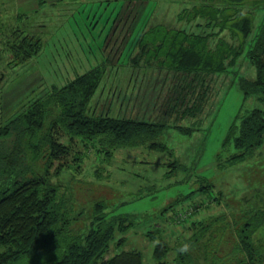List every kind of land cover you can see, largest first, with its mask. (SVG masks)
Returning a JSON list of instances; mask_svg holds the SVG:
<instances>
[{
	"label": "rangeland",
	"instance_id": "1",
	"mask_svg": "<svg viewBox=\"0 0 264 264\" xmlns=\"http://www.w3.org/2000/svg\"><path fill=\"white\" fill-rule=\"evenodd\" d=\"M32 1L30 19L23 21L16 19L15 0H0L1 126L28 111L50 91L100 66L104 67L101 84L105 87L99 90H104L98 104L100 111L112 109L110 113L115 115L119 111L124 113L128 107L127 112L138 119L166 123V118L161 116L165 112L173 117L193 100L201 106L182 122L167 121L170 126L181 122L193 131L186 136L168 126L153 139L164 143V151L150 150L148 142L134 148H116L107 159L98 141L84 149L74 139L67 154L54 160L45 158L48 140L55 137L52 121L59 112L55 103L50 104L42 129L32 139H25L27 163L33 174L47 175L46 180L57 186L58 199L65 205L72 234L87 233L94 218V206L103 202L107 219L111 214H127L123 221L133 225L125 234L116 232V240L110 243L104 260L122 252L140 251L144 264H154L151 259L154 242L145 237V232H152L149 236H164L173 245L189 237L192 230L186 228H191L193 222L203 227L226 209L239 212L235 214L239 216L264 206V146L246 161L229 166L227 157L235 150L231 144L223 143L228 130L234 124L239 125L245 111L258 107L264 111L263 103L254 96L244 98L239 89L238 77L255 76L243 53L228 54V59L234 57L236 62L223 74L199 75V81L193 83V92L184 88L182 80L186 77L165 74V67L161 68L159 77L136 76L138 71L134 70L167 66L161 55L165 48L156 43V32L151 30L160 29L164 23L166 29L183 24L188 32H209L203 26L209 22L218 30L223 19L221 10L206 6L191 8L184 1L182 4L160 3V0H133L129 4V0ZM251 8L242 11H251L257 25L262 12L255 13ZM181 11L183 19L195 16L194 20H188V24L183 23L185 20L180 22ZM117 17H121L120 22L108 38ZM231 36L230 31H225L220 37L238 45L239 40ZM218 37L212 39L209 47L216 46ZM148 39L151 43L147 44ZM30 50L35 53L26 59L24 52ZM113 89L126 100L122 109L117 98L113 100L112 96L111 102L107 101V94L116 93ZM133 95L136 103L131 98ZM48 132L54 137L50 138ZM56 133L57 141L71 145L61 129ZM79 150L81 158L75 153ZM75 155L80 162L74 160ZM179 164L187 170H179ZM207 186L212 191L206 195L198 193L185 201L179 197ZM177 198L180 203L170 207ZM174 255L167 256V264H174ZM198 257L202 264L203 253L199 252Z\"/></svg>",
	"mask_w": 264,
	"mask_h": 264
},
{
	"label": "trees",
	"instance_id": "2",
	"mask_svg": "<svg viewBox=\"0 0 264 264\" xmlns=\"http://www.w3.org/2000/svg\"><path fill=\"white\" fill-rule=\"evenodd\" d=\"M130 1L133 0L127 1L128 4ZM182 1L191 8L206 6L221 10L223 19L219 29L216 30V25L209 22L203 25L209 32L195 33L188 32L183 24L166 29L161 22L163 24L160 29L155 28L157 30L153 29L151 32H156V43L165 48L161 55L165 58L167 66L163 64L160 69L136 68V76L159 77L161 68L165 67V74L186 77L182 80L185 83L184 88L193 92L199 75L223 74L236 62L234 57L229 60L228 54L243 53V57L253 66L255 76L251 79L238 77L239 89L244 98L254 96L260 104H264V0H160V3L182 4ZM248 5L253 7L255 13L262 12L257 25L254 24L255 17L251 11H242L252 9ZM131 9L132 6L130 11ZM181 14L182 11L178 13L180 22L185 20L183 23L186 24L189 23L188 20L195 18L193 16L183 19ZM16 19L25 21L30 19V15L18 13ZM117 19L110 29L111 32L107 34L108 38H111L121 17ZM225 31L231 32L232 39L239 40L238 45L220 37ZM214 34L216 38L219 37L215 39L216 46L211 48L209 45L213 43ZM180 36L184 38L180 39ZM168 37H172V40ZM149 41L148 39L146 43H151ZM24 53L28 59L33 57L35 52L30 50ZM103 78L104 67L92 69L56 88L55 91H50L44 99L8 124L0 125V249H4L0 251V264H144L140 251L122 252L104 260L116 232L122 235L133 227L123 221L127 214H111L107 219L108 213L104 212V203L98 202L94 206V218L87 233L78 236L72 234L65 205L58 199L57 186L46 180L47 175L33 174L31 166L27 163L25 139H32L36 132L42 129V121L52 103L59 108L52 126L56 131L61 129L71 144L57 141L55 130L52 132L55 137L48 132L50 138L54 139L48 140L49 151L46 150L45 158L54 160L67 154L74 139H78L84 149L87 144L93 145L98 141L107 159L111 158L112 151L116 148H134L148 142L150 150L164 151V143L153 142V139L170 126L167 121H181L193 116L201 108L193 100L189 106L185 104L181 114L177 113L178 115L172 117L165 114L166 112L163 113L161 116L166 118V123L138 119L132 112L131 115L127 112L128 107L124 113L119 111L113 115L110 113L112 109L105 112L98 110L104 93V90L99 92L100 87H104L101 84ZM113 91L116 93L110 92L109 96L107 94V101L110 99L111 102L112 96L113 100L117 98L119 109H122V103L126 100L121 98L122 94L117 93L118 90ZM133 96L131 98L136 103V95ZM176 111L177 109L174 110ZM181 122L172 123L170 127L183 135H190L193 130L184 127ZM223 143L225 146L231 144L235 150V153L227 157L229 166L246 161L264 146L263 109L258 107L245 111L239 125L234 124L232 129L228 130ZM75 153L81 158V150ZM74 160L81 161L77 157ZM178 166L179 170H187L182 164ZM209 185L213 188L212 184ZM210 190L208 186L206 189L202 187L179 197L185 201L198 193L206 195ZM179 203L177 198L170 207L174 208ZM255 209L244 211L245 213L239 216L235 215L239 212L226 209L225 212L212 217V221L203 227L196 226L193 222L194 227L186 228L192 230L189 237L180 239L178 241L181 243L175 242L173 245L164 236H149L152 232H145V237L154 242L151 259L154 264H167V256L175 253L174 264H200V252L203 253L202 264H264V206ZM184 244H187L188 248L181 251Z\"/></svg>",
	"mask_w": 264,
	"mask_h": 264
},
{
	"label": "crops",
	"instance_id": "3",
	"mask_svg": "<svg viewBox=\"0 0 264 264\" xmlns=\"http://www.w3.org/2000/svg\"><path fill=\"white\" fill-rule=\"evenodd\" d=\"M32 4H34L32 0H15V5H17L18 8L16 14H32Z\"/></svg>",
	"mask_w": 264,
	"mask_h": 264
},
{
	"label": "clouds",
	"instance_id": "4",
	"mask_svg": "<svg viewBox=\"0 0 264 264\" xmlns=\"http://www.w3.org/2000/svg\"><path fill=\"white\" fill-rule=\"evenodd\" d=\"M188 248V245L187 244H184L183 247L181 248V251H186Z\"/></svg>",
	"mask_w": 264,
	"mask_h": 264
}]
</instances>
